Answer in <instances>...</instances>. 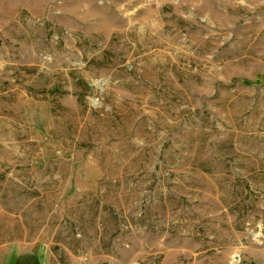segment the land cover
Returning <instances> with one entry per match:
<instances>
[{
  "label": "rangeland",
  "instance_id": "obj_1",
  "mask_svg": "<svg viewBox=\"0 0 264 264\" xmlns=\"http://www.w3.org/2000/svg\"><path fill=\"white\" fill-rule=\"evenodd\" d=\"M0 264H264V0H0Z\"/></svg>",
  "mask_w": 264,
  "mask_h": 264
}]
</instances>
